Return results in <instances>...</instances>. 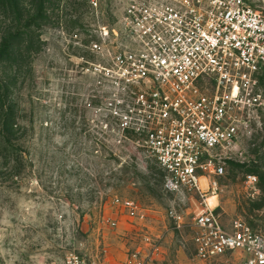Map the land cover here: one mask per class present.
I'll return each mask as SVG.
<instances>
[{
  "label": "rangeland",
  "instance_id": "1",
  "mask_svg": "<svg viewBox=\"0 0 264 264\" xmlns=\"http://www.w3.org/2000/svg\"><path fill=\"white\" fill-rule=\"evenodd\" d=\"M18 1L20 14L5 18L13 26L34 14L39 0ZM130 1L44 0L40 46L13 72L12 141L20 151L10 164L0 158V264H64L70 252L124 264L143 245L144 230L161 236L149 264H243L240 252L206 263L196 257L195 228H178L170 209L191 222L199 202L165 190L161 170L136 137L122 135L109 116L88 106L93 78L82 67L99 56L87 45L99 39L100 26L119 28ZM222 163L219 195L209 201L223 222L242 218L264 231V111L224 151ZM248 174L258 176L254 185ZM119 201L139 204L146 221L131 219Z\"/></svg>",
  "mask_w": 264,
  "mask_h": 264
},
{
  "label": "built area",
  "instance_id": "2",
  "mask_svg": "<svg viewBox=\"0 0 264 264\" xmlns=\"http://www.w3.org/2000/svg\"><path fill=\"white\" fill-rule=\"evenodd\" d=\"M119 23L100 26L99 39L87 45L99 56L82 67L93 78L88 106L109 116L122 135L136 137V146L163 171L165 190L199 202L191 222L175 207L170 216L178 228H195L200 261L240 252L243 264H264V231L242 218L223 222L209 201L219 195L224 151L264 111V6L131 0ZM73 36L80 43L79 33ZM257 180L247 175L249 184ZM121 203L131 219L146 221L139 204ZM160 240L144 230L143 245L123 263L149 264ZM64 264L108 263L70 252Z\"/></svg>",
  "mask_w": 264,
  "mask_h": 264
},
{
  "label": "trees",
  "instance_id": "3",
  "mask_svg": "<svg viewBox=\"0 0 264 264\" xmlns=\"http://www.w3.org/2000/svg\"><path fill=\"white\" fill-rule=\"evenodd\" d=\"M19 6L18 0H0V17L4 18L0 19V158L5 160L4 164L17 159L20 151V147L12 141L13 131L18 126V111L12 97L13 72L15 68L22 67L24 58L31 51L38 50V30L46 20L45 2L39 0L34 14L24 19L19 17L14 26L6 23L5 18L10 11L20 14Z\"/></svg>",
  "mask_w": 264,
  "mask_h": 264
},
{
  "label": "bare ground",
  "instance_id": "4",
  "mask_svg": "<svg viewBox=\"0 0 264 264\" xmlns=\"http://www.w3.org/2000/svg\"><path fill=\"white\" fill-rule=\"evenodd\" d=\"M216 198H217V196H214V195H213L212 197H210L209 200L212 201V200H214V199H216Z\"/></svg>",
  "mask_w": 264,
  "mask_h": 264
}]
</instances>
